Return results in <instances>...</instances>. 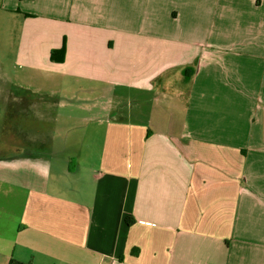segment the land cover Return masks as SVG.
<instances>
[{
	"label": "crops",
	"instance_id": "1",
	"mask_svg": "<svg viewBox=\"0 0 264 264\" xmlns=\"http://www.w3.org/2000/svg\"><path fill=\"white\" fill-rule=\"evenodd\" d=\"M0 10L15 79L39 88L0 90L19 123L0 138V264H264V0ZM69 87L106 98L72 168L39 124Z\"/></svg>",
	"mask_w": 264,
	"mask_h": 264
},
{
	"label": "rangeland",
	"instance_id": "2",
	"mask_svg": "<svg viewBox=\"0 0 264 264\" xmlns=\"http://www.w3.org/2000/svg\"><path fill=\"white\" fill-rule=\"evenodd\" d=\"M17 27H20V24L0 10V90L15 91L25 88L27 92L35 91L39 89L35 85L21 86L15 79L14 61L19 51L17 39L20 33ZM37 52V49L32 48V56ZM47 89L51 88L47 87ZM46 91L44 90L42 95L48 94ZM29 94L36 95L33 92ZM32 98L34 97L32 96ZM52 100L56 103L50 110L51 120L47 123L39 120V124L45 127L44 131L49 133L47 135L49 138H56V146L64 149V155L69 159L72 168L81 163L77 162V158L80 157L81 153L88 155L90 153L89 147H93L94 142L92 143L91 139L95 135L91 126L93 121L97 119L94 105H103L106 98H101L90 91L83 92L69 87L64 89L62 93L59 92L52 97ZM17 110L16 103L9 100L1 102L0 99V123L4 124V128H2L4 133L3 136L0 135V138L14 140L13 137L19 136V123L16 119L18 116ZM0 133H2L1 128ZM83 139H85L84 147L82 145ZM90 142L91 144H89ZM16 148L17 146L7 145L4 150L8 154ZM23 148L26 149V147L21 146V149Z\"/></svg>",
	"mask_w": 264,
	"mask_h": 264
},
{
	"label": "trees",
	"instance_id": "3",
	"mask_svg": "<svg viewBox=\"0 0 264 264\" xmlns=\"http://www.w3.org/2000/svg\"><path fill=\"white\" fill-rule=\"evenodd\" d=\"M65 54H66V46L64 43L62 48L51 51V60L53 62H63L65 60ZM9 264H33V262H21L16 259H12L9 262Z\"/></svg>",
	"mask_w": 264,
	"mask_h": 264
}]
</instances>
